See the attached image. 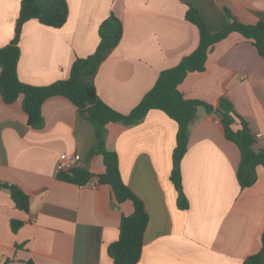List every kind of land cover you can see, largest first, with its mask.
I'll use <instances>...</instances> for the list:
<instances>
[{
  "label": "crops",
  "instance_id": "obj_1",
  "mask_svg": "<svg viewBox=\"0 0 264 264\" xmlns=\"http://www.w3.org/2000/svg\"><path fill=\"white\" fill-rule=\"evenodd\" d=\"M20 1L0 0V48L14 37ZM218 1L66 0L60 28L36 20L22 25L17 77L33 87L66 80L74 60L95 51L99 26L113 14L122 37L87 81L102 103L127 115L161 72L197 49L199 33L185 19L188 9L198 11L210 33L225 27L224 7L242 24L264 23V0ZM178 89L212 108L198 107L189 126L180 163L185 210L170 181L177 123L152 109L135 124L104 128L105 148L116 153L123 183L148 216L137 264H243L262 248L264 167L256 168L252 186L240 188V151L225 137L218 108L221 98L229 100L251 132L262 135L253 150H264V59L232 33L209 49L205 69L189 73ZM41 115V124L29 127L21 99L7 105L0 97V184L15 185L29 198L25 213L0 189V264H112L107 248L133 206L118 204L110 187L91 184L95 178L83 186L59 181L56 163L63 153L80 156L76 168L93 176L103 172L95 127L63 96L46 99ZM11 221L22 222L15 233ZM261 258L264 263V248Z\"/></svg>",
  "mask_w": 264,
  "mask_h": 264
},
{
  "label": "trees",
  "instance_id": "obj_2",
  "mask_svg": "<svg viewBox=\"0 0 264 264\" xmlns=\"http://www.w3.org/2000/svg\"><path fill=\"white\" fill-rule=\"evenodd\" d=\"M223 9L227 23L217 33H210L207 30L196 9L187 10L185 19L193 24L199 33L197 49L182 58L175 67L161 72L153 88L139 104L129 114L123 115L102 103L94 86L87 81L94 76L105 55L118 45L123 33L121 21L113 14L102 21L98 29L99 43L95 51L85 58H76L66 80L45 87H33L20 82L17 77L18 42L21 27L29 20H36L41 25L60 28L67 20L68 7L66 0L20 1L14 37L8 45L0 48V97L7 105L21 99L22 110L27 115V124L32 128H37L42 122V103L53 96L67 98L81 113L87 114L88 119L95 127L97 153L102 158L104 170L101 174L93 176L85 169L75 168L68 172L58 173L57 179L83 186L95 178L97 184L110 187L118 204L126 201L131 202L133 212L128 216L121 217L118 238L107 248V254L112 264L138 263L148 216L141 200L123 183L116 153L105 148L104 128L108 123L135 124L152 109L161 110L177 123L170 181L178 192V208L185 210L188 203L181 190L180 163L186 151L189 126L199 106H204L209 111L212 108L203 101L185 99L178 89L179 85L189 73L202 72L205 69L209 49L232 33L239 34L245 41L251 43L257 54L264 59V23L242 24L228 9L225 7ZM218 111L221 115V125L225 137L233 142L240 151V163L236 173L237 182L241 189L250 187L257 178L256 168L259 165L264 167V150L257 152L253 150L257 139L248 124L236 115L229 100L221 98ZM232 125H237L238 129L233 130ZM0 189L9 193L17 210L28 212L29 198L22 190L15 185L5 183L0 184ZM21 225L20 221H11V231L15 233ZM263 248L264 234L261 250L246 257L243 264H264L261 258Z\"/></svg>",
  "mask_w": 264,
  "mask_h": 264
},
{
  "label": "built area",
  "instance_id": "obj_3",
  "mask_svg": "<svg viewBox=\"0 0 264 264\" xmlns=\"http://www.w3.org/2000/svg\"><path fill=\"white\" fill-rule=\"evenodd\" d=\"M256 139H261L262 135L260 133L255 134ZM80 163V156L75 153H63L59 155L56 170L58 173L68 172L75 169ZM91 184L96 185V181H90ZM89 182V183H90Z\"/></svg>",
  "mask_w": 264,
  "mask_h": 264
},
{
  "label": "rangeland",
  "instance_id": "obj_4",
  "mask_svg": "<svg viewBox=\"0 0 264 264\" xmlns=\"http://www.w3.org/2000/svg\"><path fill=\"white\" fill-rule=\"evenodd\" d=\"M209 106H210V105H209ZM198 109H199V110H200V109H201V110L203 109V110H204L205 112H207V113H208V112H210V111H209V110H207V108H206V107H204V106H199V108H198Z\"/></svg>",
  "mask_w": 264,
  "mask_h": 264
},
{
  "label": "water",
  "instance_id": "obj_5",
  "mask_svg": "<svg viewBox=\"0 0 264 264\" xmlns=\"http://www.w3.org/2000/svg\"><path fill=\"white\" fill-rule=\"evenodd\" d=\"M223 3V1L222 0H220V1H218V6H220L221 4Z\"/></svg>",
  "mask_w": 264,
  "mask_h": 264
}]
</instances>
